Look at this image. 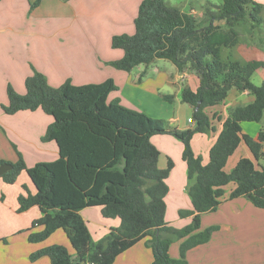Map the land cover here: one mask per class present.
<instances>
[{"label": "trees", "instance_id": "16d2710c", "mask_svg": "<svg viewBox=\"0 0 264 264\" xmlns=\"http://www.w3.org/2000/svg\"><path fill=\"white\" fill-rule=\"evenodd\" d=\"M40 1H32L31 8ZM263 8L254 0H222L219 5L207 4L201 17H196L167 0H142L133 21L134 33L112 37V46L124 51L120 59L109 62L117 69L130 71L154 59H167L179 71L188 67L197 74V89L184 86L181 92L182 101L194 108V128H172L160 118L124 106L119 99L109 100L108 95L116 89L111 77L84 84L66 80L53 87L34 69L25 79V94L8 85V104L3 110L12 114L41 108L51 115L53 121L41 139L54 140L59 156L27 166L13 145L18 159L0 177L13 183L19 172L25 171L34 185L33 193L23 185L24 192L18 196V212L34 205L42 212L31 223V227L42 228L31 231L29 241H42L63 229L74 249L72 255L65 246L51 244L32 252L31 261L46 255L51 264H112L119 253L150 236L153 260L149 264H188L187 250L206 242L216 230V226L200 229L201 215L220 205L224 185L235 183L228 199L247 197L264 209V164L260 163L264 152L258 142L241 132L242 121L259 122L264 113V79L259 85L251 80L258 68H264V60L224 54L225 48L239 43V26L260 29ZM231 88L248 91L254 99L228 108L204 164L191 147V137L196 131L210 129L204 109L223 101ZM164 133L174 135L183 145L181 157L186 164V190L192 209L178 210L180 217H191L181 228L165 219L166 179L174 162L168 157L166 166L159 168L160 150L151 140L153 135ZM260 137L264 140V125ZM241 141L253 158H240L226 172V161ZM4 162L0 160V165ZM90 206H99L104 217L120 221L93 249L87 222L80 214ZM179 239V257L173 258L169 247Z\"/></svg>", "mask_w": 264, "mask_h": 264}, {"label": "crops", "instance_id": "0c3cea01", "mask_svg": "<svg viewBox=\"0 0 264 264\" xmlns=\"http://www.w3.org/2000/svg\"><path fill=\"white\" fill-rule=\"evenodd\" d=\"M32 1L0 0V160L15 162L18 159L17 150L27 166L51 161L59 156L54 140L43 142L41 139L46 127L53 121L51 115L47 116L41 108L19 110L14 114L3 110V105L8 103V85L17 93L25 94V79L33 74L34 69L43 73L48 84L53 87L66 80L73 84H84L101 82L111 77L116 89L108 95L109 100L119 99L124 106L154 118L161 116L156 115L158 110L154 108L152 100L156 102L157 98L161 99V94L162 97L171 95L169 100L173 108L163 113L165 116L168 113L167 120L180 130L194 127L196 120L188 121L189 117H193L190 113L194 108L181 99L184 86L196 90L199 85V77L193 70L185 67L179 71L167 59H154L148 65H136L130 71L117 69L108 63L123 56V49L112 46V37L121 33H134L133 21L142 0H41L31 8ZM205 2L186 0L183 5L180 3L176 7L200 16ZM227 49L229 51L232 47ZM263 49L238 44L235 57L264 60ZM255 72L264 79V68H258ZM166 86L171 91L161 93V89ZM148 95L151 100L146 98ZM253 99L254 96L248 91L231 88L222 102L204 109L211 128L205 132L196 131L191 137V147L195 154L202 157L204 164L209 160V149L222 129L228 108L249 103ZM161 106L165 107V104ZM263 125L260 121L241 122V132L258 142L262 152L264 140L260 137V130ZM163 136L176 148L174 166L166 179L169 185L167 196L179 181L176 192L169 196L170 203L166 202L165 215L168 222L181 228L191 221V217L179 218L178 210L192 209L185 185L186 164L179 155L181 143L171 135ZM242 157L253 158L243 141L228 157L224 170L229 172ZM260 163L264 164V161L260 160ZM177 164L182 170L181 177L174 180L172 173ZM24 173L21 171L13 183H6L0 177V196L3 195L0 199V238L4 239L0 240V264H51L46 255L34 261L29 256L46 244L55 243L58 238L65 239V232L56 230L45 241L28 240L31 231L42 228L28 229L42 212L36 205L17 211L18 196L24 192L23 185L31 193L35 191L33 183ZM234 187V182L224 185L220 205L213 212L202 213L200 229L209 226H216L217 229L206 242L187 250L185 259L188 264H264V209L254 206L247 197L228 199ZM97 208L80 210L91 234V249L120 224L118 218L104 217L101 208ZM168 213H171V219H168ZM89 216H95L96 221L95 217L89 220ZM145 238L119 254L113 264H149L153 260V253L151 247L145 245ZM181 241L176 240L169 247L171 257H179ZM62 242L65 244L66 241ZM69 243L65 245L74 255Z\"/></svg>", "mask_w": 264, "mask_h": 264}, {"label": "rangeland", "instance_id": "374dc122", "mask_svg": "<svg viewBox=\"0 0 264 264\" xmlns=\"http://www.w3.org/2000/svg\"><path fill=\"white\" fill-rule=\"evenodd\" d=\"M185 1L186 0H182V2H181V0H169V3L171 4V5H175V6H180V3H181V5H183L184 3H185ZM221 1L222 0H206V2H205V5H203V8H205V6L208 4V5H219L220 3H221ZM254 1H257V2H259V3H261L263 6H264V0H254ZM188 2V1H187ZM261 15H262V17H263V22H262V24H261V27H260V29H258V28H253V27H251V26H249L248 24L247 25H244V26H239V30H240V32H241V36H240V41H239V43L238 44H240V45H242V44H244V45H247V46H249V47H251V48H258V47H264V8H263V11L261 12ZM196 17H201V15L200 16H196ZM237 44V45H238ZM237 45H235V46H233L232 47V49L231 50H229L228 51V49L227 48H225L224 49V54L226 55V54H229L230 55V57H234V58H240V59H243V58H241V57H235L236 56V54H235V48H236V46ZM264 50V49H263ZM245 60V59H244ZM161 61V60H160ZM109 63V62H108ZM134 68V67H133ZM132 68V69H133ZM251 80H252V82L254 83V84H257V85H259V84H261L262 83V75L260 74V73H258V72H255L254 74H253V76H252V78H251ZM56 87V86H55ZM167 91H171V90H169L168 88H167V86L165 87V88H162L161 89V93L162 92H167ZM229 93V92H228ZM161 96V99H159V98H157L158 100H156V102L154 101V100H152L153 102H154V105H155V109H157L158 110V112H157V114L156 115H158V116H161V117H155V118H160V119H162V120H164V121H166L167 123H168V125L170 126V127H172V128H177V126H176V124H171V122H169L168 120H167V115H168V113L166 112V116L163 114L164 113V111L165 110H167L168 108L169 109H171L172 110V103L170 102V100L169 99H165L164 98V95H163V97H162V94L160 95ZM146 98H148V99H150L151 97H150V95H148ZM151 100V99H150ZM222 102V101H221ZM8 104V103H7ZM165 104V107H163V106H161V105H164ZM247 104V103H246ZM6 105V104H5ZM153 106V105H152ZM190 106V105H189ZM193 109H192V112L190 113V115H192L193 116ZM12 114H14V113H12ZM47 114V113H46ZM47 116H49L50 117V115L49 114H47ZM260 122H263L264 123V113H263V116H262V118H261V120H260ZM49 125V124H48ZM196 126V124L194 125V127ZM194 127H192V128H194ZM47 128V127H46ZM209 128H211V125L209 124ZM163 135H171V134H167V133H164V134H155V135H153L152 137H151V140H152V142H154V144L155 145H157V148H159L161 151H160V155H159V158H158V167L159 168H164L165 166H166V164H167V158L169 157V158H171L172 160H173V157H175V151H176V148H174V145L172 144V143H170L168 140H167V138L165 137V136H163ZM171 136H173L178 142H180L181 143V148H183L182 147V142H181V140H179L178 138H176L174 135H171ZM172 137V138H173ZM174 139V140H175ZM43 142H47V141H52V140H42ZM16 147V146H15ZM16 149H17V147H16ZM15 149V150H16ZM41 153H43V152H41ZM181 153H182V151H181ZM181 153L179 154L180 155V157H181ZM182 158V157H181ZM183 160V159H182ZM174 161V160H173ZM177 162L179 163V159L177 160ZM8 163V162H7ZM11 164V163H10ZM11 170V169H10ZM10 170H8V171H10ZM172 170V169H171ZM181 169L178 167V164H177V167H176V169H175V171L172 173V174H174V180H177L178 179V176H179V178L181 177ZM7 172V171H6ZM171 172V171H170ZM20 173V172H19ZM19 175V174H18ZM17 175V176H18ZM26 174L24 173V176H25ZM27 176V175H26ZM2 178V177H1ZM17 178V177H16ZM185 179H186V184L185 185H187V176H185ZM4 181V180H3ZM5 182V181H4ZM178 183H179V181H177L176 183H175V185H174V190H172V192H171V194L170 195H172V194H174L175 192H176V188L178 187ZM168 184V183H167ZM168 187H169V185H168ZM169 195V196H170ZM169 196H167V194H166V196H165V202H167V203H170L169 202ZM2 197H3V195H2ZM166 203V204H167ZM97 207H99V206H90L89 208H97ZM85 208H87V207H85ZM170 208H171V204H170ZM98 209V208H97ZM210 212H213V211H210ZM87 213L85 212L84 213V215H86ZM92 217H95V216H89L88 217V219L90 220H92L93 218ZM167 217H168V219H171V213H168L167 214ZM178 217H179V214H178ZM180 218V217H179ZM107 219V218H106ZM165 219H166V215H165ZM94 220L96 221V217L94 218ZM167 221V220H166ZM168 222V221H167ZM243 222V221H242ZM91 223V222H90ZM169 224L171 225V226H173V227H176L177 228V225H175V224H172V222H169ZM30 227H31V225H30ZM34 228H37L36 226L35 227H31L30 228V230H32V229H34ZM202 229V228H201ZM216 229H217V227H216ZM58 230H61L62 232H63V229H57V231ZM38 231V230H37ZM56 231V230H55ZM54 231V232H55ZM53 232V233H54ZM64 233V232H63ZM52 234V233H51ZM50 234V235H51ZM49 237V236H48ZM47 237V238H48ZM46 238V239H47ZM64 238L65 239H63V238H58L57 239V241L55 242V243H52V244H60V245H63V246H65L67 249H68V247L65 245V244H68L69 243V239H68V237L66 236V234L64 233ZM46 239H44V241L46 240ZM148 239H150V236H147L146 238H145V245L148 247L149 246V244H148ZM66 241L65 242V244H63L64 242H62V241ZM43 241V240H42ZM176 242V240H173L172 242H171V244L172 243H175ZM171 244H170V246H171ZM48 245H51V244H46L45 246H48ZM44 246V247H45ZM69 246H70V243H69ZM133 246V245H132ZM71 247V246H70ZM150 247V246H149ZM130 248V247H129ZM128 249V248H127ZM126 249V250H127ZM125 251V250H124ZM123 252V251H122ZM122 252L121 253H119V254H122ZM118 254V255H119ZM117 255V256H118ZM116 256V257H117ZM115 257V258H116ZM115 260V259H114ZM114 262V261H113ZM113 262H112V264H113Z\"/></svg>", "mask_w": 264, "mask_h": 264}, {"label": "water", "instance_id": "95a60500", "mask_svg": "<svg viewBox=\"0 0 264 264\" xmlns=\"http://www.w3.org/2000/svg\"><path fill=\"white\" fill-rule=\"evenodd\" d=\"M12 164L4 162L0 165V175L3 174L4 172L12 169ZM78 264V263H77Z\"/></svg>", "mask_w": 264, "mask_h": 264}, {"label": "built area", "instance_id": "2783aa9c", "mask_svg": "<svg viewBox=\"0 0 264 264\" xmlns=\"http://www.w3.org/2000/svg\"><path fill=\"white\" fill-rule=\"evenodd\" d=\"M193 119L191 117L188 118V121L191 122Z\"/></svg>", "mask_w": 264, "mask_h": 264}]
</instances>
